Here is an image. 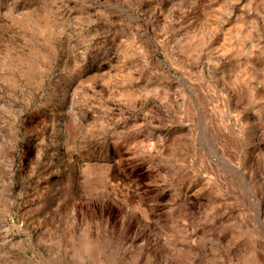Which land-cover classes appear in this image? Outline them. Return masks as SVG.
I'll use <instances>...</instances> for the list:
<instances>
[{"label":"rangeland","instance_id":"1","mask_svg":"<svg viewBox=\"0 0 264 264\" xmlns=\"http://www.w3.org/2000/svg\"><path fill=\"white\" fill-rule=\"evenodd\" d=\"M97 1L0 0V264H264V0Z\"/></svg>","mask_w":264,"mask_h":264},{"label":"water","instance_id":"2","mask_svg":"<svg viewBox=\"0 0 264 264\" xmlns=\"http://www.w3.org/2000/svg\"><path fill=\"white\" fill-rule=\"evenodd\" d=\"M131 4H129L128 6L125 7V5L123 4V2L117 4V7L119 10H121V13H125L127 15H131L134 17H138V15H140V5L138 3V0H130ZM45 3H48V1H45ZM92 3L94 4L92 6V11H95L97 6H98V1L97 0H92ZM75 6H72V2H66L60 5V9H59V14L60 15H64L67 16L70 19L69 24V28L72 30V32H74L75 34L77 33V29H76V16H75V12L72 11V8H74ZM22 10L21 7H13V8H8L7 12H6V16L10 19V21H12V27L17 31L22 33V31L24 30L23 28V23L22 21H20L19 16L22 14ZM86 28L89 29L91 27L90 23L85 24ZM142 25L140 26V28L142 29ZM71 35V34H70ZM150 32L148 31V29H145L144 31V36L145 37H149ZM36 38V37H35ZM67 39L69 38V36L66 37ZM35 42H39V40L37 41L36 39H34ZM66 45V44H65ZM112 50H118L120 49V45L117 42V40H115L111 46ZM67 47L64 46L63 49L61 50L62 55H66L67 54ZM54 73V69L48 70L44 73V78H45V83H49L52 80V76ZM25 89L27 91H33L35 90V88H32L29 84H25ZM1 227V226H0Z\"/></svg>","mask_w":264,"mask_h":264}]
</instances>
